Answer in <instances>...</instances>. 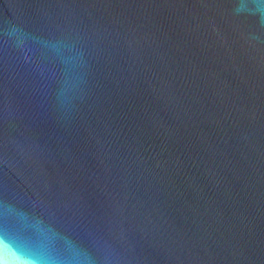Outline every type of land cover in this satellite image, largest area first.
<instances>
[{
    "label": "water",
    "instance_id": "95a60500",
    "mask_svg": "<svg viewBox=\"0 0 264 264\" xmlns=\"http://www.w3.org/2000/svg\"><path fill=\"white\" fill-rule=\"evenodd\" d=\"M259 0H0V235L70 264H264Z\"/></svg>",
    "mask_w": 264,
    "mask_h": 264
},
{
    "label": "clouds",
    "instance_id": "9594fccd",
    "mask_svg": "<svg viewBox=\"0 0 264 264\" xmlns=\"http://www.w3.org/2000/svg\"><path fill=\"white\" fill-rule=\"evenodd\" d=\"M256 11L264 17V0H259ZM0 264H70L43 247H20L7 233L0 235Z\"/></svg>",
    "mask_w": 264,
    "mask_h": 264
}]
</instances>
